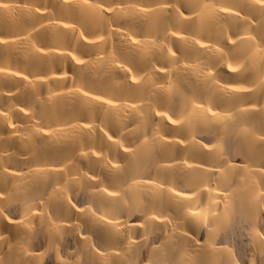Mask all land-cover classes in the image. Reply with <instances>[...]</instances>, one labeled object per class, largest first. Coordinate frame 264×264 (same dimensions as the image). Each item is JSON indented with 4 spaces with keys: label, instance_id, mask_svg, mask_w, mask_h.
Masks as SVG:
<instances>
[{
    "label": "bare ground",
    "instance_id": "1",
    "mask_svg": "<svg viewBox=\"0 0 264 264\" xmlns=\"http://www.w3.org/2000/svg\"><path fill=\"white\" fill-rule=\"evenodd\" d=\"M0 4V264H264V5Z\"/></svg>",
    "mask_w": 264,
    "mask_h": 264
},
{
    "label": "snow or ice",
    "instance_id": "2",
    "mask_svg": "<svg viewBox=\"0 0 264 264\" xmlns=\"http://www.w3.org/2000/svg\"><path fill=\"white\" fill-rule=\"evenodd\" d=\"M257 2L260 3V4H262V5H264V0H257ZM83 3L85 5H88L90 7L89 0H83ZM8 7H9L8 4H0V8L7 9ZM98 7L103 8L104 6L101 4V5H98ZM165 7H167V6H165ZM181 7H188V6L187 5H181ZM204 7H207V6L205 5ZM189 10H191V9L189 8ZM37 11H39V9H37ZM107 11H111V9H107ZM141 11H149V9H141ZM220 11L221 12H229L230 9H228V8H221ZM65 27H69V25H65ZM229 42L230 43H235L234 41H229ZM5 43H7V41H5L3 38H0V44H5ZM197 43H199V41H197ZM233 71H235V69H233ZM85 95H87V93H85ZM95 99L100 100L101 97H95ZM105 103L112 104V101L111 100H108V101H105ZM157 115H159V113H157ZM169 119H171V117H169ZM172 123H177V121H174L173 120ZM85 127H89V125H85ZM261 129L264 130V123H262ZM241 131L243 133H245V134L248 133V130L247 129H242ZM109 139H111V137H109ZM259 140L261 142H264V135H261L259 137ZM181 143H182V141H181ZM204 147H207V145H205ZM126 151H127V149H126ZM261 171H264V167L261 168ZM2 195H3V193H0V196H2ZM111 195H115V193H112ZM177 195H181V194L180 193H177ZM261 197H262V199H264V193L261 194ZM109 223H111V222H109ZM184 235H188V233H184ZM97 250H99V249L97 248ZM100 254L103 255L102 252Z\"/></svg>",
    "mask_w": 264,
    "mask_h": 264
}]
</instances>
